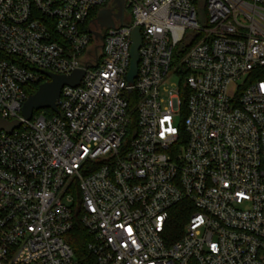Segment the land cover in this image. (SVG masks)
<instances>
[{"label":"built area","instance_id":"obj_1","mask_svg":"<svg viewBox=\"0 0 264 264\" xmlns=\"http://www.w3.org/2000/svg\"><path fill=\"white\" fill-rule=\"evenodd\" d=\"M114 6L0 0V118L21 122L0 130V264H264V0H125L101 28ZM76 69L59 113L22 116L45 71Z\"/></svg>","mask_w":264,"mask_h":264},{"label":"water","instance_id":"obj_2","mask_svg":"<svg viewBox=\"0 0 264 264\" xmlns=\"http://www.w3.org/2000/svg\"><path fill=\"white\" fill-rule=\"evenodd\" d=\"M119 11L116 13V17L120 20L121 25L124 23L126 7L125 0H114ZM111 9H102L97 16V22L103 27H115V21L113 19ZM96 35L100 34L96 32ZM194 35V33H192ZM132 45L130 50V70L128 73V81L130 83L134 82L135 77L138 74V63L140 60L139 49L142 44V36L140 33V28L135 27L131 33ZM190 41L186 42L189 45ZM44 74L47 76L48 80L39 84L38 89L35 93L30 94L22 106V116L25 119H30L34 111L39 109H51L55 113H59L57 107V101L61 95L62 88L64 86H77L82 80L85 70L76 69L70 74H56L52 72L45 71ZM19 120H6L0 118V130H4L11 133L13 129L20 125Z\"/></svg>","mask_w":264,"mask_h":264},{"label":"trees","instance_id":"obj_3","mask_svg":"<svg viewBox=\"0 0 264 264\" xmlns=\"http://www.w3.org/2000/svg\"><path fill=\"white\" fill-rule=\"evenodd\" d=\"M40 84V83H39ZM39 84L34 85L29 89V94H33L38 89ZM47 114L53 115L54 112L51 109H46ZM192 205L188 202H182L176 205L172 212V223L168 226L166 232V238L170 243L175 242L180 239L184 227L189 220V217L192 214ZM66 240L71 245L74 250V253L78 259L88 260V242L90 241V235L86 231L82 223L78 222L74 227L67 233Z\"/></svg>","mask_w":264,"mask_h":264},{"label":"flooded vegetation","instance_id":"obj_4","mask_svg":"<svg viewBox=\"0 0 264 264\" xmlns=\"http://www.w3.org/2000/svg\"><path fill=\"white\" fill-rule=\"evenodd\" d=\"M111 11H112V13H114V12H118V11H119V9H118V7H117L116 4H115V6L111 9Z\"/></svg>","mask_w":264,"mask_h":264},{"label":"rangeland","instance_id":"obj_5","mask_svg":"<svg viewBox=\"0 0 264 264\" xmlns=\"http://www.w3.org/2000/svg\"><path fill=\"white\" fill-rule=\"evenodd\" d=\"M50 115V114H49Z\"/></svg>","mask_w":264,"mask_h":264}]
</instances>
